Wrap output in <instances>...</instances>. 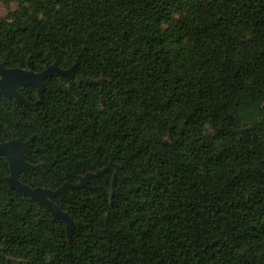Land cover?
<instances>
[{"label":"trees","instance_id":"trees-1","mask_svg":"<svg viewBox=\"0 0 264 264\" xmlns=\"http://www.w3.org/2000/svg\"><path fill=\"white\" fill-rule=\"evenodd\" d=\"M0 63L71 80L0 96L20 176L57 190L70 231L6 182L0 264H264V0H0ZM19 261V263H17Z\"/></svg>","mask_w":264,"mask_h":264},{"label":"water","instance_id":"water-1","mask_svg":"<svg viewBox=\"0 0 264 264\" xmlns=\"http://www.w3.org/2000/svg\"><path fill=\"white\" fill-rule=\"evenodd\" d=\"M75 67L71 69H61L57 64L50 65L40 73H35L31 60L28 61L26 69H8L0 64V96L14 99L17 102H25V98L18 90L19 87H33L37 90L40 100L45 92V80L47 78L56 77L58 75L74 80L73 72ZM34 137L28 141L21 139H11L6 142H0V157H3L8 162L10 175L5 180L13 190H17L31 199L44 205L52 215L65 224L67 232L70 233L74 222L71 217L62 211L53 201V198L65 196L67 189H76L84 187L91 179L98 178L105 174L110 168L107 167L96 173H89L81 178L78 184L66 183L57 190L36 188L32 189L23 184L20 176L35 167L27 161L26 153L33 146Z\"/></svg>","mask_w":264,"mask_h":264},{"label":"rangeland","instance_id":"rangeland-1","mask_svg":"<svg viewBox=\"0 0 264 264\" xmlns=\"http://www.w3.org/2000/svg\"><path fill=\"white\" fill-rule=\"evenodd\" d=\"M19 10V5L11 3L9 5L0 4V21H10L13 15ZM19 263V261H17Z\"/></svg>","mask_w":264,"mask_h":264},{"label":"flooded vegetation","instance_id":"flooded-vegetation-1","mask_svg":"<svg viewBox=\"0 0 264 264\" xmlns=\"http://www.w3.org/2000/svg\"><path fill=\"white\" fill-rule=\"evenodd\" d=\"M0 64H2V63H0ZM3 65V64H2ZM27 65H28V63H27ZM4 66V65H3ZM5 67V66H4ZM6 68H8V67H6ZM27 68V66L25 67V68H15V69H26ZM8 69H14V68H8ZM34 70V69H33ZM34 72L35 73H40V72H36L35 70H34ZM42 72V71H41ZM20 89H24V88H22V87H19L18 88V90L20 91ZM36 92H37V90H36ZM37 97H38V94H37ZM39 98V97H38ZM23 103V102H22ZM3 143V142H2Z\"/></svg>","mask_w":264,"mask_h":264}]
</instances>
